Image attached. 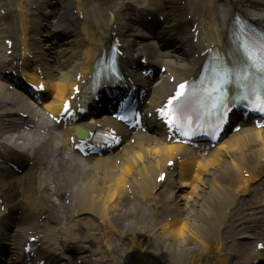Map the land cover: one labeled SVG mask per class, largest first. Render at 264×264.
I'll list each match as a JSON object with an SVG mask.
<instances>
[{"label":"bare ground","instance_id":"1","mask_svg":"<svg viewBox=\"0 0 264 264\" xmlns=\"http://www.w3.org/2000/svg\"><path fill=\"white\" fill-rule=\"evenodd\" d=\"M3 1V0H1ZM59 2L63 3V0H47V2ZM66 1V0H65ZM246 0H232L231 4L225 2L222 4L221 0H190L189 7L187 9L189 10L190 13L195 14L196 19L198 20L199 24L203 26L204 30L202 31V35L207 34V38H210L212 40V33H216L218 30L222 31L225 22L228 21V17L232 12V9L235 8H240L244 5ZM262 6L264 5V0H261ZM13 4L15 7L20 8L23 6V4L18 1L14 0ZM84 4V0H78L77 5L82 6ZM118 5L114 3V5H105V6H100L98 8L99 12L105 15H108L111 19H114L115 22H118V26L120 27L119 29V34L120 38L127 48V52L130 54L133 53H141L144 55H148L150 57H159L160 59V50L158 49L159 47H163V51L166 52V61H167V67L170 73L175 74L183 71L186 66L182 64H174V61L171 60L172 57L170 55H175L179 54L180 58H183L187 55V45H183L187 43L186 40V31L184 30L185 25L182 24L181 22H178L177 19L173 20V23L169 26V29L167 30L169 36L174 35V40L170 41L168 44L165 42V40L157 39L156 41H143L138 43L134 40V38H141L142 33L138 28H136L131 22L128 21L126 16L123 14L119 13L117 10ZM174 9L173 11H175ZM120 11L123 12V8L120 9ZM97 11H95L94 15L91 20H88L85 25H83V31L85 32V35L82 37L84 38L86 36L87 40L94 42L95 41V30H97ZM180 12L178 11V14L176 16L179 17ZM253 18L255 21L259 22L262 24L264 27V14H253V16H250ZM40 29V28H39ZM51 32V29H50ZM48 34L42 35V49H43V54L45 52H51V44H48L45 41V38L48 37ZM78 34H74L73 37H75V42L76 43H81L80 38L78 37ZM149 37L154 38L157 36H161L158 33H154L152 35L148 34ZM70 45H68L67 48H69ZM159 51V53H158ZM44 55L40 56L41 61H44L43 58ZM56 58V57H55ZM53 58V59H55ZM57 60V59H56ZM59 62V60H57ZM54 82H51L50 87L54 91L55 97L54 99L56 100L57 98H60L63 93L66 90V87L70 83V76L67 73H59L57 72L56 75L54 76ZM162 87H165L162 85ZM0 96L4 97L7 96L8 94L5 92L4 88L0 84ZM56 107L55 101H51L49 108ZM243 134V133H241ZM234 138H237L236 140H252V142H257L255 145L257 148H261L264 150V131H246L245 134L241 135H236ZM135 145L134 146H129L125 150V159L122 161L120 164V168L122 171H124L126 174H129L132 172L133 169L138 166V175L140 176L141 181H147L146 175L150 172L152 174H156L158 171H156L157 165L154 163V157L151 155L153 154V151L147 147H145V143H147L150 139L146 136H138L137 139H135ZM231 145V141L227 143V148L229 149ZM172 148V147H171ZM171 148L164 147L163 151L166 156L168 155L167 153L171 150ZM223 149V146L218 147L215 149L211 157L206 159L211 162L212 164H208L205 162H202V168L206 170L207 167L209 166H217L220 168V171L223 170L224 175L229 176V183L225 189V192L223 193L222 190L219 191H210L207 189L206 195L202 197H198L197 200H194L190 202L191 206V211L193 213H189L187 210H184L183 207L181 208L180 206L178 207L177 210V217L175 218V223L169 226L161 227L159 230H157V227L154 228L151 226V223H136L132 221L130 223V229L134 232H138V235H141L144 238V243L147 245L151 244V242H157L158 245H155L156 248L153 246V250H160V252H164L166 250L167 253H170L174 256L175 258V264H184L183 259H185V255L188 254V252H196L197 254H200L199 250L197 248H190L186 249L185 248V241L178 242L176 240L177 235L179 233L178 227H179V222L182 220H185L186 225H185V232L188 237L193 238L194 241H197L198 239L201 238V236H205L207 232H210V234H221L230 231L232 228L230 227L229 230H221L225 225L228 224V221L226 220L231 214L232 211L229 212V209L234 204H231L229 202L230 198L228 196V191H238L241 188V185H236L235 181L239 180L237 177L234 175L236 174V171L239 169L240 166L245 165L248 163V160H252L250 156H246L248 154L247 152L240 153L237 151V149L232 148L233 155L230 154H224L220 153L221 150ZM236 150V151H234ZM220 153V154H219ZM237 153V154H235ZM164 159V157H160ZM211 159V160H210ZM217 160V161H216ZM131 161V168L128 167L129 163ZM203 161V160H202ZM205 161V160H204ZM216 161V162H214ZM214 162V163H213ZM219 163V164H216ZM96 164H99L97 167V170L99 173L100 171H104V175H102L100 178L104 179L106 181V185L104 189L100 190H93V186L96 183V174L88 170L87 168H80V170H83L85 173L80 174L77 181L80 182V184H83L86 180L90 181V185L86 187H81L80 190L82 192V198L81 201H85V204L87 207L93 210L92 215L86 216L83 214L84 209L78 210L79 213H81V217H84L83 221L78 222L77 220H72L70 217H65L64 221L68 224L69 230L72 232L73 229L79 228L80 231H78V234L82 232L81 227L85 228V233L88 234H95V231L97 230V225L93 221V215L94 212L95 214L99 213L100 214V209H102V205L106 203L112 204L110 208L105 210L104 215L113 213L112 211H115L116 209L114 208V204H121V201H116L114 204L112 202V196L115 190V184H113L114 179H118V182H122L121 178L117 176L116 169L114 164L111 162V160H99L96 162ZM95 164V165H96ZM77 171L79 169H76ZM232 170L231 174L230 171ZM98 175V174H97ZM88 178L86 180H83L81 178ZM98 179V176H97ZM16 182V183H15ZM13 188L15 185L18 184V180L15 179ZM233 184V185H232ZM123 184H119V188H121ZM140 185V183H139ZM179 190H181L179 188ZM178 190V191H179ZM77 191V192H78ZM101 193H106V196H101ZM224 198L223 205L222 203H218L219 197ZM71 199L75 200V193H73L71 196ZM226 197V200H225ZM71 202H74L70 200ZM99 201V202H97ZM195 201H198L195 204ZM228 201V202H227ZM74 202L73 204H75ZM229 203V204H228ZM112 207V208H111ZM45 212L44 215L47 216L46 219L50 220H55L56 218L59 220V215L56 212V214H50V205H44ZM89 209V212L91 214V211ZM110 209V211H109ZM88 210V208L86 209ZM126 212V211H125ZM123 211V213H125ZM206 215H210L208 219H205ZM87 224L89 223L90 226H85V221ZM198 220V221H196ZM61 221V220H60ZM110 221L108 220V223ZM75 223H79L76 225ZM50 227V226H49ZM233 227V226H232ZM57 226H54L53 229L56 231H61V232H68V227L64 225L61 229H57ZM113 228V226H112ZM221 230V231H220ZM238 230V229H237ZM127 231V230H126ZM128 232V231H127ZM12 239V244L14 247H16L19 243V237L16 234L11 235ZM166 239H168L169 243L166 242ZM8 240V239H7ZM157 240V241H156ZM47 243V241H46ZM113 243V241H111ZM177 243H179L177 245ZM9 244V240H8ZM179 253V255L177 254ZM103 253L102 255H104ZM195 255V254H194ZM112 261V259L110 260Z\"/></svg>","mask_w":264,"mask_h":264},{"label":"snow or ice","instance_id":"2","mask_svg":"<svg viewBox=\"0 0 264 264\" xmlns=\"http://www.w3.org/2000/svg\"><path fill=\"white\" fill-rule=\"evenodd\" d=\"M243 33V29H241ZM239 50L242 56H236L231 61V66H226L222 58L217 57L211 65V79L209 88L204 87V81H201V89L206 93L212 109L216 113L215 121L209 123L208 131L204 135L215 137L217 131L229 118L228 94L226 86L234 81L240 92L233 99L249 101L250 111L258 114H264V98L261 95V89H264V35L244 34L238 37ZM40 89L44 88L41 84ZM188 85L180 83L175 91V95L169 98L167 104L158 109L161 118L167 124L169 130L174 131L179 136L190 139L196 135L199 117L193 119L188 111L187 100L189 92L186 91ZM79 91V89H74ZM252 97H256L252 100ZM61 115L72 116L73 113L68 101H65ZM126 119L127 117H120ZM81 138L95 133H88L84 130H78ZM113 139L115 137L113 136ZM161 180L164 176L160 177Z\"/></svg>","mask_w":264,"mask_h":264},{"label":"rangeland","instance_id":"3","mask_svg":"<svg viewBox=\"0 0 264 264\" xmlns=\"http://www.w3.org/2000/svg\"><path fill=\"white\" fill-rule=\"evenodd\" d=\"M145 254H146V255H149V256L151 255V254H149V252H147V253H145ZM147 261H148V259H147ZM149 261H150V259H149ZM149 261H148V262H149Z\"/></svg>","mask_w":264,"mask_h":264}]
</instances>
